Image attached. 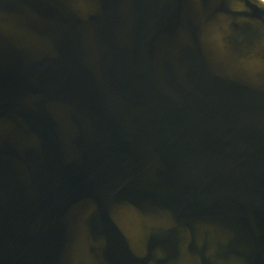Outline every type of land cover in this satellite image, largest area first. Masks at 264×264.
<instances>
[{
  "label": "water",
  "instance_id": "water-1",
  "mask_svg": "<svg viewBox=\"0 0 264 264\" xmlns=\"http://www.w3.org/2000/svg\"><path fill=\"white\" fill-rule=\"evenodd\" d=\"M0 264H264V0H0Z\"/></svg>",
  "mask_w": 264,
  "mask_h": 264
}]
</instances>
